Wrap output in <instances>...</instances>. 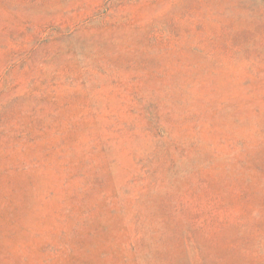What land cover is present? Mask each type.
Segmentation results:
<instances>
[{"label": "rangeland", "instance_id": "1", "mask_svg": "<svg viewBox=\"0 0 264 264\" xmlns=\"http://www.w3.org/2000/svg\"><path fill=\"white\" fill-rule=\"evenodd\" d=\"M0 264H264V0H0Z\"/></svg>", "mask_w": 264, "mask_h": 264}]
</instances>
